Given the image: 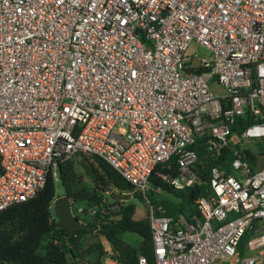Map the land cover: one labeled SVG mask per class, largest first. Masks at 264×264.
Wrapping results in <instances>:
<instances>
[{"label":"built area","instance_id":"obj_1","mask_svg":"<svg viewBox=\"0 0 264 264\" xmlns=\"http://www.w3.org/2000/svg\"><path fill=\"white\" fill-rule=\"evenodd\" d=\"M191 43L209 56L187 63ZM80 154L143 195L228 156L201 216L150 204L152 264H264V0H0V211Z\"/></svg>","mask_w":264,"mask_h":264},{"label":"trees","instance_id":"obj_2","mask_svg":"<svg viewBox=\"0 0 264 264\" xmlns=\"http://www.w3.org/2000/svg\"><path fill=\"white\" fill-rule=\"evenodd\" d=\"M245 120L236 121L234 129ZM201 139L194 147L200 149ZM193 148V146H192ZM203 157V163H196L193 169L201 176V183L182 190L173 188L167 181L153 173L149 179L151 188L138 193L142 200L148 201L155 208L159 205L163 214L177 221L180 215L190 220L192 215L201 216L196 200L211 194L209 170L214 164L226 166L228 156L212 160ZM80 158V168L87 176L84 180L76 170V159ZM157 170L177 173L174 162L159 165ZM63 193L74 201L86 202L89 206L80 209L83 218L78 217L85 227L70 235L57 226L52 202L56 197L54 177L47 176L45 185L38 194L26 201H21L0 211V264H104L110 258L116 264H138V256L144 255L148 264L153 262V248L149 210L140 218H135V205L108 199L109 187L117 188L120 193L129 194L132 185L126 181L105 160L84 154L59 164L57 174ZM87 180V182H86ZM113 198V195L111 196ZM91 209L95 212L91 213ZM159 213V212H157ZM123 232H133L140 237L138 246H132L121 237ZM246 233L239 245L241 255L245 254ZM103 238L109 245L107 251L100 241ZM68 257L72 259L69 262Z\"/></svg>","mask_w":264,"mask_h":264},{"label":"rangeland","instance_id":"obj_3","mask_svg":"<svg viewBox=\"0 0 264 264\" xmlns=\"http://www.w3.org/2000/svg\"><path fill=\"white\" fill-rule=\"evenodd\" d=\"M193 54H196L198 57H208L209 56V52L207 49H205L204 47L198 44L191 43L185 52L184 60L187 63H194L195 58ZM79 162H80V158H77L75 162V167H76V170L81 174V177L85 180L87 176L83 173L82 169L80 168V165L78 164ZM54 183H55L56 196L64 195L58 176L54 178ZM138 193L139 192H136V191L131 192L129 194L111 193L110 195L111 196L113 195V198L111 196L110 197L108 196V199L110 201L114 200V202L119 201V202H124V203H133L136 208L134 217L138 219L145 212L149 210L148 201L142 200ZM88 206L89 205L86 202L74 201L72 202V211L74 215H78L81 218H83L84 214L80 212V209L87 208ZM121 237L122 239H124L126 242H128L132 246H138L140 242V237L136 233H133V232H123L121 233ZM100 241L104 244L106 250L109 251L110 248H109L108 243L103 238H101ZM68 260L69 262L72 261L70 257H68ZM112 261L113 260L107 257L104 259V264H114Z\"/></svg>","mask_w":264,"mask_h":264},{"label":"water","instance_id":"obj_4","mask_svg":"<svg viewBox=\"0 0 264 264\" xmlns=\"http://www.w3.org/2000/svg\"><path fill=\"white\" fill-rule=\"evenodd\" d=\"M221 152L224 148H221ZM72 198L67 195L56 196L52 202L53 213L57 218V226L65 229L70 235L84 228L85 224L72 211Z\"/></svg>","mask_w":264,"mask_h":264},{"label":"crops","instance_id":"obj_5","mask_svg":"<svg viewBox=\"0 0 264 264\" xmlns=\"http://www.w3.org/2000/svg\"><path fill=\"white\" fill-rule=\"evenodd\" d=\"M114 264H116V262L115 261H112Z\"/></svg>","mask_w":264,"mask_h":264}]
</instances>
